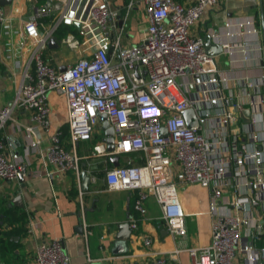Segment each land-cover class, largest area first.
I'll return each instance as SVG.
<instances>
[{
    "label": "built area",
    "instance_id": "built-area-1",
    "mask_svg": "<svg viewBox=\"0 0 264 264\" xmlns=\"http://www.w3.org/2000/svg\"><path fill=\"white\" fill-rule=\"evenodd\" d=\"M139 1L147 24L136 43H124L122 34L135 0H130L124 20L109 0L38 3L24 19L20 47L28 48L22 55L28 54L14 99L0 107V127L15 108L29 109L31 119L48 134L44 149L48 164L79 174L78 145L93 141L101 114L106 113L114 128L113 148L99 140L91 153H145L141 164L128 160L105 170L108 189L136 192L138 215L130 218L132 229L139 228L148 211L146 201L153 195L169 232L184 234L186 213L178 184L199 183L212 190V239L188 248L192 264H235L239 242L246 264L260 260L264 264V74H226L208 52L205 39L191 34L192 26L220 0ZM45 16H51L49 22ZM235 24L239 33L258 32L253 17ZM61 25L77 28L62 38V43L77 50L76 60L66 63L64 70L52 63L47 51ZM10 30V16L0 4V34ZM225 33L235 35L238 30L228 28ZM230 44L225 45L231 52ZM243 50L248 59L247 49ZM51 92L66 99L68 137L61 127H53ZM187 109L193 110L191 120L199 128L188 125ZM33 132L34 125L28 137L35 148L41 140ZM17 143L13 136L0 139L4 181L16 180L29 170ZM96 179L92 174L91 180ZM144 242L150 245L152 239L146 237ZM178 251L155 254L148 264H181ZM69 261L61 239L43 240L35 247L34 264Z\"/></svg>",
    "mask_w": 264,
    "mask_h": 264
},
{
    "label": "crops",
    "instance_id": "crops-1",
    "mask_svg": "<svg viewBox=\"0 0 264 264\" xmlns=\"http://www.w3.org/2000/svg\"><path fill=\"white\" fill-rule=\"evenodd\" d=\"M47 2L48 0H12L5 5L11 19V30L0 34V107L12 102L21 83L23 63L28 54L22 55L28 48L20 47L25 16L38 3ZM109 2L120 20H124L130 0ZM250 17L256 20L258 32L239 33V26L235 22ZM44 19L49 22L51 16H45ZM228 21L234 23L228 27ZM146 24L144 5L135 0L129 9L126 27L122 30L124 43L134 42L130 37L132 33L139 40L142 36L141 28ZM76 26L61 25L53 36L57 46H50L49 43L48 58L58 68L70 62L66 51L69 54L74 52L77 56L76 49L62 43V38L68 32H77ZM228 28L236 29L238 33L226 35ZM191 34L205 39L208 52L214 55L219 68L226 74H264V12L261 0H220L192 26ZM228 42L231 43V52L225 45ZM244 48L247 49L248 59L244 58ZM50 103L53 127H61L68 137L65 97L51 92ZM32 125L34 136L41 140L35 148L31 147L28 137L29 127ZM6 136L16 138L17 151L28 163L29 170L13 181L0 179V264H34L37 243L55 238L63 241L70 257L68 264H148L155 254L175 252L178 249L177 260L181 264H192L193 258L188 248L211 242L212 190L199 183L178 184V198L186 213L184 234L173 236L169 232L162 208L153 195L146 201L148 211L140 218L139 228L132 229L129 226V232L126 226L121 231L120 224L130 223V218L138 215L134 208L136 192L129 189H108L104 181L105 170L116 165L117 161L118 165L126 164L128 160L141 164L145 161V153L135 151L114 156L93 155V143L107 137L102 123L96 127L93 141H81L78 145L77 151L81 156L79 174L75 170L63 172L48 164L44 155L49 141L48 134L31 119L29 109H14L12 118L0 127V139ZM115 157L118 159L115 160ZM83 171L90 179L92 174L97 177L96 181L91 180L87 190L82 188ZM17 195H21L22 204L14 201ZM10 218L16 222L15 226L22 224L23 229L14 230L17 231L12 233L15 244L8 247L2 229L9 225ZM87 231L90 233L85 235ZM122 234L128 236L124 238ZM146 237L152 239L150 245L145 244ZM240 247L239 242L235 264H246L245 253Z\"/></svg>",
    "mask_w": 264,
    "mask_h": 264
},
{
    "label": "water",
    "instance_id": "water-1",
    "mask_svg": "<svg viewBox=\"0 0 264 264\" xmlns=\"http://www.w3.org/2000/svg\"><path fill=\"white\" fill-rule=\"evenodd\" d=\"M11 2H12V0H0V4L1 5L10 4ZM261 8H262V12H264V1L263 0H261ZM76 25L79 26L78 23H76ZM49 43H50V46H57V42H56V40H55L54 37L51 38V40H50ZM65 68H66L65 66H61L60 69L64 70ZM246 113H248V112L246 111ZM184 114H185V117L187 119V122H188V125L189 126L199 128V123L197 121H195V120H191V117L193 115V110L192 109L185 110L184 111ZM101 119H102V128H104L106 130V132H107V137L105 138V141L107 142V147H108V149H112L113 148V142H114V128L106 120V113H102L101 114ZM117 159L118 158L115 157V160H117ZM116 165H118V161H117ZM82 177H83V185H82V188L85 189V190H87L88 187H89V184L91 183L90 176L85 171H83L82 172ZM14 201H16L19 204H22V202H21V195L15 196ZM126 226H128L129 232H130L131 229L129 227L130 226V223L129 222L120 224L119 228L122 231L123 229H125ZM127 236H128V234H122V237H124V238L127 237ZM258 264H262V261L260 260L258 262Z\"/></svg>",
    "mask_w": 264,
    "mask_h": 264
},
{
    "label": "trees",
    "instance_id": "trees-1",
    "mask_svg": "<svg viewBox=\"0 0 264 264\" xmlns=\"http://www.w3.org/2000/svg\"><path fill=\"white\" fill-rule=\"evenodd\" d=\"M65 132H66V128H65ZM80 161H81V159H80ZM95 170H98V169H95ZM10 221H9V225L7 226V227H4L3 229H2V232H3V234L5 235V237H6V245H8V247H11L10 245H12L13 244V238H12V233H15V232H17V231H14L15 229H23L22 227H23V225L22 224H19L18 226H15L16 224V222H13L14 220L12 219V218H10L9 219ZM19 220H20V217H19ZM15 244V243H14ZM14 244L12 245V246H14Z\"/></svg>",
    "mask_w": 264,
    "mask_h": 264
},
{
    "label": "rangeland",
    "instance_id": "rangeland-1",
    "mask_svg": "<svg viewBox=\"0 0 264 264\" xmlns=\"http://www.w3.org/2000/svg\"><path fill=\"white\" fill-rule=\"evenodd\" d=\"M130 37L132 38V40H134L133 43H136L138 41L136 34L132 33V34H130ZM62 51H63V49H62ZM65 53H66V56L68 57V59L70 60V62H73L76 60L77 57L75 56L74 52H72V54L71 53L69 54V51H68V53L66 51ZM67 54H69V55H67Z\"/></svg>",
    "mask_w": 264,
    "mask_h": 264
}]
</instances>
